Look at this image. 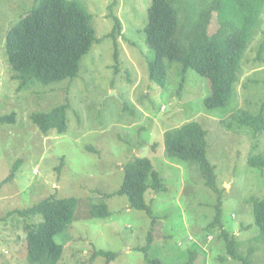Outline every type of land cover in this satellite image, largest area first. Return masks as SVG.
Listing matches in <instances>:
<instances>
[{"label":"rangeland","instance_id":"obj_1","mask_svg":"<svg viewBox=\"0 0 264 264\" xmlns=\"http://www.w3.org/2000/svg\"><path fill=\"white\" fill-rule=\"evenodd\" d=\"M90 17L99 42L80 62L78 76L50 86L17 91L5 53L8 30L38 5L35 0H0V117L15 114L13 123H0V264H27L26 224L41 218L7 216L33 207L45 198H75L73 222L55 238L63 247L58 264H146L147 255L164 264H241L230 259L220 229L207 230L219 206L223 229L253 264H264V244L257 242L253 207L264 198V168L248 165L264 158V132L228 130L231 105L206 109L209 81L195 71L184 72L178 62L165 60L163 88L149 80L147 61L154 53L145 28L151 0H69ZM118 18L122 31L107 36ZM260 33L242 60L237 85V108L256 114L264 101V61H257ZM214 18L210 31L216 29ZM262 30V31H261ZM68 105L67 130L42 133L30 116ZM264 117V112H262ZM197 122L206 131V159L214 169L218 193L205 185L194 162L169 158L164 138L168 131ZM147 158L159 173L165 190L147 191L144 211L131 209L118 195L123 168L135 158ZM18 163L12 182L2 184ZM105 204L107 218H92V205ZM153 221V222H152ZM95 251L115 253L110 263L93 259Z\"/></svg>","mask_w":264,"mask_h":264},{"label":"trees","instance_id":"obj_2","mask_svg":"<svg viewBox=\"0 0 264 264\" xmlns=\"http://www.w3.org/2000/svg\"><path fill=\"white\" fill-rule=\"evenodd\" d=\"M38 5L24 18L10 28L5 38V53L13 78L19 81L17 91H26L37 85L50 86L78 76L80 62L90 51L93 43L100 40L90 17L76 1L35 0ZM264 0H151L148 8V22L145 28L146 43L154 53L147 61L148 77L151 82L163 88L167 69L165 60L178 62L184 72L195 71L207 79L210 95L204 99L206 109H219L231 105L233 113L228 130L250 129L254 134L264 132V101L260 110L253 114L237 108V85L242 75V60L253 39L260 31ZM216 29L211 32L213 19ZM107 36L117 42L122 31L118 18ZM262 31V30H261ZM260 33V32H259ZM257 61H264V32L257 45ZM68 105H59L47 112H35L31 122L44 134L56 131L64 134L67 130ZM15 114L0 117V123H13ZM206 131L197 122H187L165 134V152L169 158L183 162H194L202 174L205 185L218 193L214 169L206 159ZM248 165L264 168L263 157H251ZM18 163L2 184L12 182L18 170ZM124 176L118 195L126 196L131 209L146 212L154 221L152 209L145 201V193L162 192L159 173L147 158H135L123 168ZM77 200L48 197L31 208L14 210L7 216L41 218L36 225L26 224L27 264H58L63 247L55 238L73 222ZM255 224L259 230L257 242L264 244V198L254 203ZM92 218H107L105 204L92 205ZM152 221V222H153ZM220 229L219 238L224 241L227 255L241 264H253V249L243 254L238 242L223 229L219 206L216 218L207 230ZM151 241L140 249L145 254L146 264H164L151 259L147 251ZM104 257L107 263L116 254L95 251L92 258ZM194 264V254L187 261Z\"/></svg>","mask_w":264,"mask_h":264}]
</instances>
